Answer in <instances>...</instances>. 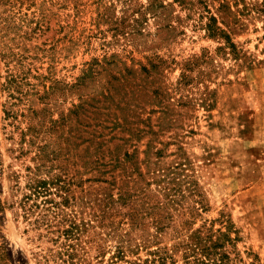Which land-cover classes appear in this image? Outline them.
<instances>
[{
	"label": "rangeland",
	"instance_id": "rangeland-1",
	"mask_svg": "<svg viewBox=\"0 0 264 264\" xmlns=\"http://www.w3.org/2000/svg\"><path fill=\"white\" fill-rule=\"evenodd\" d=\"M38 164L87 219L125 196L264 264V0H0V264L57 248L12 204Z\"/></svg>",
	"mask_w": 264,
	"mask_h": 264
},
{
	"label": "trees",
	"instance_id": "trees-1",
	"mask_svg": "<svg viewBox=\"0 0 264 264\" xmlns=\"http://www.w3.org/2000/svg\"><path fill=\"white\" fill-rule=\"evenodd\" d=\"M214 21L212 18L207 23L210 34L226 36V46L236 51V43ZM203 59V56L189 59L187 70L192 71ZM188 77L186 70L183 71L182 78ZM29 174L27 183L19 185L23 195L12 204L19 207L31 229L39 232V238L49 236V240L58 244L56 249L43 254V264H258L256 260L245 259L238 241H232L228 232L219 229L216 233L201 227L183 237L182 225V228L173 227L171 235L168 230L175 218L172 212L162 208L161 212L146 213L143 207L131 205L125 196L122 202L128 210L122 215L127 222L123 218H106L112 202L109 204V199L100 220L87 219L80 212L82 204L78 202L76 188L80 184L60 173L51 175L42 164ZM4 208L5 203L0 201V212ZM147 216L153 218L150 224ZM7 254L0 244V262Z\"/></svg>",
	"mask_w": 264,
	"mask_h": 264
}]
</instances>
